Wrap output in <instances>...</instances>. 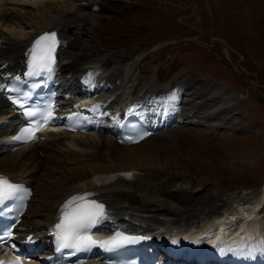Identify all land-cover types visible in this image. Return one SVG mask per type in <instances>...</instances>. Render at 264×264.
Instances as JSON below:
<instances>
[{
  "label": "bare ground",
  "instance_id": "obj_1",
  "mask_svg": "<svg viewBox=\"0 0 264 264\" xmlns=\"http://www.w3.org/2000/svg\"><path fill=\"white\" fill-rule=\"evenodd\" d=\"M96 9H101L96 0H0V27L6 28L8 36L0 33V81L4 77L26 74L35 39L49 29H57L60 42L53 54L51 71L61 78L58 83L64 96L60 100L69 104L73 94L95 101L80 112L88 121V131L73 132L58 127L59 131L42 135L37 143L16 145L5 134L14 124L24 122H19V114L0 93V176L9 181H23L34 188V196L40 195L34 209L29 211L34 196L28 206L25 218L31 219L17 226L18 240L35 239L37 254L45 257L46 250L52 246L55 225L60 222L62 212L70 210L63 207L65 202L73 196L90 193L89 199L106 208L96 231L138 232L155 226L176 227L181 231L191 227L184 235L176 234L169 246L174 249L187 242L201 254L213 252L223 260L264 264V220L261 216L264 183L259 189L262 199L238 204L234 210L221 212L199 224L196 220L213 214L217 207L202 205L207 194L191 200L192 197H185L191 189L170 188L173 177L169 175H160V172L134 174V170L150 168L166 172L175 169L177 162L158 153V145L154 144L166 140L167 131L164 130L171 125L172 115L192 118L206 114L218 88L211 87L207 100L193 104L180 99L170 83L157 87L153 81L146 84L137 81L130 67H123L117 73L108 72L110 57L96 58V62L81 66L86 57L83 49L76 45L78 38L76 40L75 36L86 32L77 29L87 25L88 16ZM71 30L73 33L69 34ZM221 104L220 110L228 106L224 97ZM139 107L153 113L151 116L156 123L150 124L152 132L144 140L129 144L121 137L119 121L130 108L133 110L130 114H141ZM67 114L68 109L64 108L59 116ZM102 121L109 123L106 126ZM38 146H44L43 150ZM50 160L62 169L46 166L45 178L38 181L39 169ZM116 172L133 178H113ZM36 181V186H32ZM250 193L245 192L244 197ZM85 264L101 262L89 260Z\"/></svg>",
  "mask_w": 264,
  "mask_h": 264
},
{
  "label": "rangeland",
  "instance_id": "obj_2",
  "mask_svg": "<svg viewBox=\"0 0 264 264\" xmlns=\"http://www.w3.org/2000/svg\"><path fill=\"white\" fill-rule=\"evenodd\" d=\"M96 1L101 9L77 29L86 32L75 36L86 57L81 66L110 57L108 72L130 67L137 81H153L157 87L170 83L181 99L193 104L207 100L211 87L218 88L206 114L174 123V128L166 129V140L154 144L158 153L177 162L175 169L150 168L134 174L169 175L173 177L170 188L191 189L185 195L191 200L207 194L202 205L217 207L213 214L196 220L199 224L238 204L262 199L264 0ZM1 32L8 38L4 26ZM223 97L228 106L220 110ZM46 166L59 165L51 160L44 164L38 181L45 178ZM120 176L133 178L113 174V178ZM245 192L251 193L244 197ZM39 200L36 194L29 211ZM261 213L264 220V210Z\"/></svg>",
  "mask_w": 264,
  "mask_h": 264
},
{
  "label": "snow or ice",
  "instance_id": "obj_3",
  "mask_svg": "<svg viewBox=\"0 0 264 264\" xmlns=\"http://www.w3.org/2000/svg\"><path fill=\"white\" fill-rule=\"evenodd\" d=\"M58 44L56 33H44L35 39L32 49H30L31 57L29 65L31 68H39L41 70L47 69L51 71V65L54 63L53 53ZM13 104L24 108V104L18 100H13ZM24 115L26 117H33V112L25 109ZM45 121L51 119V113L44 117ZM37 128L31 125L27 128H22L20 134L13 136V140H23L25 142L34 140L36 138ZM20 186L11 183L6 177L0 176V204H4L11 199L18 191ZM90 193H85L80 196H73L69 201L65 202L64 208L70 210L63 211L60 217V222L55 225L60 231L57 232V239L64 241L61 247L68 246L70 240H79L85 246L99 244L102 247L115 246L118 243H125L134 240L149 239L148 237H127L120 236L110 237L104 241L93 240L91 236H81L80 232L86 231L92 226L98 224L105 217V208L102 203L94 199H89ZM11 237L12 233H8ZM119 235V234H118ZM31 240V237H29ZM0 264H20L19 257L15 261L6 262L0 261Z\"/></svg>",
  "mask_w": 264,
  "mask_h": 264
}]
</instances>
